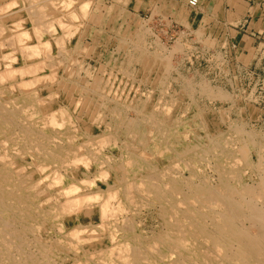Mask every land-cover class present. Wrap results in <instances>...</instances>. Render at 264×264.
Wrapping results in <instances>:
<instances>
[{
    "label": "rangeland",
    "instance_id": "1",
    "mask_svg": "<svg viewBox=\"0 0 264 264\" xmlns=\"http://www.w3.org/2000/svg\"><path fill=\"white\" fill-rule=\"evenodd\" d=\"M2 1H4V2H2ZM8 1L9 2L12 1L14 3V1H16V0H14V1L13 0H0V8H1L0 9V15L2 14V16L0 17V22H1L0 23V29H1V27H2V29H4L6 27L3 30V32L1 29L2 34H0V41H1L0 42V47H1L0 48V50H1L0 51V69H1V71H4L7 67L11 68L12 70H15L16 69L15 67H17V68L19 67L20 70H22V69L24 70L28 66V64L32 67V65L34 66L35 63H36V65H38V63H40L39 64L40 67L43 65V63H45L44 65H46V66L43 65V67H41L43 69H41L39 67L38 70H36L35 74H26V76L24 74V76H22V77H21V72L19 71L20 72V75H19L18 69H17V71L14 72L15 73L14 79L5 78L6 81L3 79L4 81L2 83H0V88L1 87L4 88V86L6 84V86H5L6 89L4 88V91H3V88L0 89V93L2 91V94H0V100H1L0 104H2V103L6 104L7 103V105L10 108L12 105L14 106L15 104L16 105L21 104V107H19L20 105L18 106L20 108V110L18 109V107L16 105L14 107L12 106L13 107L12 109L16 108L22 114L21 118H18L20 120L19 124L18 123L16 125L14 124L11 128V133L12 132L14 133V134L12 133V136H14L13 142L6 139V138L5 139L3 138V140L6 141L5 144L8 143L7 147H9L10 149L7 148L6 151L1 149L0 153H3L2 155H4V153L6 152L5 153V155L7 154L6 156L10 155L8 158L7 157L6 158L8 160H10V158H12L11 159L12 161L11 160L10 161L13 163V165H15L17 163V164H21L22 166H24L23 168L26 167L24 169V171L26 173L30 172V174H32L36 180L37 179L40 180V176L42 178L41 183H38L39 181L37 180V185L39 184L38 187L36 185V187L33 188V186L29 183L20 184V181H19V183H16L18 181H17V179H15L16 178L14 176L15 174L14 175L12 174L14 176V181L16 183L14 185V188H16V191L17 192L22 191L21 188H23V191L25 190L23 193L27 194V196H29V195L31 196L29 201L31 204H33V205H30V209H29L30 212H28L29 214L27 213V216H24L21 214L22 218L14 221V223L11 225V228H14L20 234V236H19L20 242H19V240H17L16 242H13V243L11 242L12 244H15V245L10 244V246H11L10 252L11 253L10 252L9 253L12 255V257L14 259L17 258L16 260H20L22 262H25V264H28V263L29 264H34V263L35 264H66V261L68 259L66 258L67 256H66L65 251L63 250L64 245L68 244V241H66V236H68V234L71 231L79 229L82 226L83 222L78 216H76L75 218L69 219L67 214L62 212L63 209H61L60 204H62L64 202V198L61 195H59V192L61 190L66 189V188L68 189L69 185H70L69 188L71 186H73L74 183L71 184V182L74 181L73 176H76V174L80 172V173H82V175L87 176L88 179L91 178V180L95 181V183L93 184V187H91V189H86L84 191L82 190L81 193H85L88 191L89 192H91V191L97 192V190L99 192L108 191V190L116 191L118 189L117 193H118V196L120 197V200L122 201L121 206H122V208L124 207L123 210L125 209V212L123 211L121 213L122 216L120 214L118 215V221H119L118 227L119 228L117 227V229H119V232H117V236L119 238H117V239H119V241H125L126 240L130 244L135 243L131 240L130 237H128L129 236L127 234L128 231L125 230L126 231V233H125V231H122L120 229V227L122 229H124V226H122V225H126L127 222L130 223V226H134L137 229L136 233L141 234L142 237L144 238V242L140 243V245H138V251L140 253H141V251H143L144 253L143 252L142 253L144 255H146L147 251H146L145 247L149 243V241L152 240L153 238L159 236V235L167 236V238H169V239H171L172 236L174 238L175 237L174 235L176 233L175 230H176L177 224L179 222V225L183 228V230H185L186 235H185V237L184 236L183 237L185 238L184 241L187 242V243L185 242L186 248L182 249L183 254H181V255H184L185 253L188 254L187 251H189V252H191L192 258H194L196 262H200V264H216V263L217 264H222V263L223 264H230V263H232V262H230V263L227 262L228 258L226 256L225 250L222 249L221 247H219L220 250L217 249L215 247L214 242H212L211 240L208 241V239H204V237L201 240H198V238L192 237L191 235L193 233L189 230V227H190V224L193 223L195 220L203 219L202 221H203L204 225L210 231H213L214 228L216 227L215 225L217 224V222L221 221L220 213H224L225 211L228 213H233V212H230V210H232V209L235 210L234 214L236 215L234 217L233 223H236V225L239 229H244V230L248 229L247 231H249L250 233L257 234L259 231V227H261V226H258L259 224L255 220L251 219V216L255 213L256 207L260 208V206H261L260 209H262V207L264 209V198H263L264 197V191H263L264 180H262V179H264V84H260V81H258L257 79L252 81L249 85H247V84L242 85L239 82V80H238L239 75H238L237 71L234 72V70H233L234 67L231 66L232 60H233L234 55H235V52H234L235 49L231 48L230 46L232 45L231 41H233V43H234L235 40H232L231 36L227 39V36H229L228 33L222 34L223 30H219L218 27L216 25H214L213 23L210 25L209 28H201V27L191 28L188 24H186L184 19L174 18V17H166L167 13H164L161 11L158 14H152L151 15L150 13H147L145 15L142 14V15L138 16V12H136L133 8L130 7V4L133 2V0H70L71 4L68 3L69 0H64V1L54 0V2H53V0L52 1L51 0H34V1L33 0H25V3H24V0H17V3L15 2L14 5L11 2L9 3ZM29 1H31L30 4H29ZM42 1H43V3H42ZM55 1H57V2H55ZM66 1H67L68 5L65 4ZM33 2H35L37 4V6H35L36 4ZM37 2H39V4ZM61 2L62 3L64 2L63 6L66 5L68 9L64 8L66 6L61 7L62 6ZM82 3H87L88 9L78 11L79 7L82 6ZM31 4L33 6L30 8ZM43 4L45 5V8H44ZM52 4L55 5V7ZM59 4H61V5H59ZM5 6H7V8ZM8 6H10L9 9H8ZM40 6L42 7L43 12L47 11L44 13L43 16L41 13L42 11L39 13L37 12L38 14L35 15L36 11H39ZM33 7H34V10L36 9V7H38L37 8L38 10L36 9L35 11H32V13L35 12L32 14L31 9L33 10ZM24 8L27 11H25ZM28 8L30 9V11ZM3 9H5V10H3ZM6 9H8V10H6ZM70 9H72V10H70ZM187 9L189 10L190 8H188V6H187ZM49 11H51L53 13H51ZM72 12H73V15L76 14L74 17H72L73 16ZM69 13L71 16L69 15ZM84 13L87 15H84ZM30 14H32V15H30ZM11 15H13V16L10 17ZM27 15H30L31 19H33L32 21L35 20L37 23L35 21L32 22L31 19H29L30 17ZM38 15H40V16H38ZM44 16H45V19H44ZM79 16H80V18H79ZM36 17L37 18L41 17V19L40 18L37 19ZM90 17H92V18H90ZM21 18H23L22 19L23 24H22V22H20V24H18L19 19L21 21ZM54 18H56V19H54ZM1 19H3V20H1ZM71 19H72V22H71ZM17 20H18V23H16ZM39 21L41 22V25L43 24L42 25L43 27L41 25H39L40 24ZM44 21H46V23ZM14 22L16 25L18 24V28H16L15 24H12ZM38 22H39V24H38ZM58 22L61 24H59ZM48 23H52L53 25L49 24V26L51 25V27H54L55 29L49 27L50 29L48 28V30H47L46 28L48 26ZM62 23H63V25H62ZM72 23H74L73 28H70L71 30L67 29L68 27L71 26L70 24H72ZM30 24H32V25H30ZM45 24H47V25L45 26ZM19 25H21L22 27H19ZM36 25L38 26V28L36 27ZM64 25H66L67 27ZM32 26L35 29H33ZM61 26H63L64 28L66 27V28L64 30H62L63 28ZM44 27H46V28H44ZM24 29H25V31H27L26 33H28V34H24L23 36L22 35L20 36L19 33L22 30L24 31ZM32 29L34 31H36L38 29L37 30L38 32L40 29L44 30V31L42 32L40 30L41 31L40 32L41 35H39L40 37L38 36V32L36 31L37 36H38V37H36V33H34V31ZM45 29L47 32L45 31ZM52 30L54 32L51 33ZM55 30H56L57 34L55 33ZM49 31H50V34H48ZM67 31L68 32L72 31V32H70V34L72 36L69 35L67 33ZM220 31H222V32H220ZM218 32H220V33H218ZM17 33L19 34V38L20 37L22 38V40L20 41V44L18 43L19 40L17 38L18 37ZM22 33H25V32H22ZM61 33L63 35L67 34V37H66V35L65 36L61 35ZM11 34H12V36H11ZM15 34H17V35H15ZM25 35L26 36L28 35V36L25 37ZM59 35H61V36L58 37ZM68 35L70 37H68ZM10 36L14 38V42L12 41V38H10ZM15 36H16V40H18V41L15 40ZM4 38H6L8 40L7 42H13L12 43L13 46L10 43V45L12 46L11 47L9 45V43H7ZM38 38H40V39H38ZM60 38H62L63 41ZM10 39H11V41H10ZM46 39L49 41H47L45 44L49 45L50 48H49V46L46 47V45L43 44V41L45 42ZM3 40H5L4 43L2 42ZM54 40H55V42H54ZM56 40L58 41L59 45H61L60 47L58 45L59 49L64 48L65 50L63 49L61 51V49H60L59 53H57L58 52L57 51L58 50V48H57L58 43ZM60 40H61L62 44H64V46H62ZM40 41L42 43H40ZM2 43L4 44V46H2L3 45ZM14 43L16 45H14ZM21 43L23 44L20 47V48H22L21 51H25V49L29 48V47L31 48V53L29 52L30 50L26 49V51L28 50L27 51L28 53L25 52V53H27V56L24 52L22 54L25 56H23L21 54V51H19L20 48H19V50H17L18 47L21 45ZM235 43L237 44V42H235ZM42 44L44 46H41ZM25 45H27V47ZM30 45H32V46H30ZM34 45L37 48V52H39V53L38 54H36L37 52L36 53L33 52V53L36 55H39L41 53L40 56H36L34 54H33L34 57L32 56V50L34 48ZM39 47L40 48L42 47V48L39 49ZM23 48H25V49L23 50ZM43 48L45 49L44 53H43ZM9 50L10 51L13 50V52L11 51L12 53L9 54L10 53ZM41 50H42V52H40ZM236 50H237V56L240 57L239 64H241V62H242V64H244L248 68V69H240V70H242L241 73L248 75L252 70L257 71L258 68H260V66H259L261 64L260 63L261 62L260 57L262 56V52H263L262 47L260 48L257 46L256 49L252 52V54L250 53V51H248L242 55L241 54L242 51L239 49V47L236 48ZM50 51H51V53H50ZM65 51H67V52H65ZM231 51L233 53H231ZM3 53L4 54L7 53L6 54L7 59H10V55H11L12 59L11 60L5 59L6 57L3 55ZM46 53H48V54L50 53L49 58L47 56L48 54L45 55ZM86 53H88V54H86ZM14 54L15 55L17 54V55L15 56ZM29 54H31L30 57H29ZM52 54L54 57L51 56ZM55 54H57V55H55ZM2 55L4 56L3 60L1 59ZM12 55H14V56H12ZM64 55H66L69 58L66 59V57ZM240 55H242V56H240ZM153 57H155V60L157 62L154 60ZM253 57H255V58L252 59ZM42 58H43V60H42ZM45 58H47V59H45ZM53 58H56V59H53ZM128 59H129V62H128ZM38 60L39 61L41 60V62L37 63ZM58 60L60 61L59 64L57 63ZM31 63H33V64L31 65ZM50 63H52V64H50ZM64 63L65 64L67 63V64L65 65ZM152 63H154L155 65ZM20 64L22 65L21 68H20V66H21ZM52 65H53V68H52ZM73 65H75V66H73ZM119 65L121 66V68ZM9 66H11V67H9ZM48 67L51 68V71L48 69ZM150 67H151V69H150ZM13 68H15V69H13ZM235 68H236V66H235ZM2 69H4V70H2ZM110 70H112V71H110ZM148 70L151 73H148L149 72ZM54 71H55V74H53ZM78 71H79V75H77ZM108 71H110V72H108ZM129 72H131V73H129ZM114 73H116V74H114ZM45 74H48L49 77L44 76V78H43L42 76ZM108 74H112V75L109 76ZM124 74H125V76H124ZM33 75L34 76L39 75V79H37L38 77H35V79H34ZM40 75H41V77H40ZM53 75L55 78L54 77L50 78V76H53ZM72 75H73V77H72ZM115 75H116V77H115ZM126 76L129 78H127ZM32 77L35 81L32 80ZM83 77H85V79ZM154 77H155V79H154ZM40 78H42L41 81H40ZM132 78H134V80ZM23 79H25V81H29L28 79H30V81L32 80L35 82V83H32V86L29 85L28 89H27L28 92H31L34 95L36 94L35 96L37 97V100H38L35 103L36 106L33 107V111H31L32 107L27 108V106H25V104L19 100L20 95L22 94L21 93L22 91H21V86H18L17 84H18V82L20 84V81L21 80L23 81ZM50 79H53V80H51V82H49ZM105 79L108 80V83ZM113 79H114V81H113ZM36 80H38V82H36ZM65 80H67V82H69L68 83L69 86H67L68 85V84H66L67 82L64 84ZM74 80H76V81L74 82ZM100 80H102V81H100ZM145 80H147V82ZM11 82L12 83L14 82L13 85H11V86H15V87L9 86V84ZM140 82H142V83H140ZM102 83H103L104 87H103V85H100ZM104 83L107 85H105ZM110 83H112L113 85L112 84L110 85ZM120 83H121V85H120ZM14 84H16V85H14ZM124 84H125V86H124ZM130 84H132V85H130ZM46 85L47 86L50 85L51 87L50 86L47 87ZM58 85H60V86H58ZM98 85L100 86V89H99ZM136 85H137V88H135ZM94 86H95V88H94ZM109 86H110V88H109ZM111 86H113V87H111ZM122 86H124L125 89ZM58 87H59V89H58ZM116 87H118V88H116ZM129 87H131V89H129ZM146 87L148 89H146ZM18 89H20V90H18ZM109 89H111V90H109ZM116 89H117V91H116L117 94L114 93L115 92L114 90H116ZM122 89H123V92H122ZM35 90H37V91H35ZM83 91L84 92L86 91L87 93L86 92L84 93ZM90 91H92V93ZM127 91H128V93H127ZM148 91H152V92L150 93ZM34 92H36V93H34ZM57 92H58V94H57ZM126 93H127L128 97L125 96ZM48 94L49 95L51 94L50 98H49ZM85 94H86V96H85ZM118 94H120V95H118ZM113 95H115V96H113ZM135 95L138 98H136ZM13 96H14V99H13ZM15 96L17 97V99ZM38 96H40L41 99H42V96H45V99L44 98H43L44 100L42 99L44 102ZM97 96H99V98ZM118 96L120 99L118 98ZM8 97H9V99H8ZM100 97H102V98L106 97V100H104V98L102 99ZM109 97H111V98H109ZM134 97H135V99H134ZM212 97H214V98H212ZM95 99H97V100L95 101ZM46 100H47V102H46ZM49 100H51V101H49ZM60 100H62L63 102ZM76 100L78 101V103ZM121 100H122V102H120ZM10 101H13V102L11 103ZM39 101H40V103H39ZM172 101L174 102V104ZM14 102H16V103H14ZM81 102L84 104H82ZM104 102H106V103H104ZM129 102H130V104L133 102L132 105H130ZM37 103H39V104H37ZM144 103L146 104V107H144L145 106ZM41 104L44 106H42ZM166 105H168L169 107H172V106L173 107L168 108V106H167V108H166ZM87 106L89 108H87ZM163 106H164V108H163ZM22 107L23 108L26 107L27 109H25V108L23 109ZM61 107H63V108H61ZM39 109L42 111V114H46L47 116L43 115L44 118H42L41 111ZM166 109H167V111L168 110L169 111L165 112ZM44 110L46 112H49V111L51 112L54 110L52 112L53 114L51 113V115H54L56 117V118L54 117V119L57 122V125L55 124L56 126H53V125L50 126V124H49L50 122L48 121V118L50 120V117L52 118V116L50 115V112L46 113V112H44ZM92 110L94 112H92ZM113 110L115 111L114 113H112ZM65 111H67V112L65 113ZM163 111L165 113L162 114ZM62 112H63V114H62V116H60ZM96 112H97V115H96ZM136 112H137V114H136ZM69 113H70V116H69ZM92 113H93L94 118L92 117ZM118 113H120L119 117H118ZM24 114H26V118L24 117L25 116ZM28 116L31 119L33 117V119L32 120L29 119ZM57 117H58V119H57ZM61 117H62V120H61ZM91 117L93 119H91ZM96 117H97V119H96ZM36 118H40V119L36 121ZM41 119H43V120L40 121ZM122 120H123V122H122ZM167 120H168V122H167ZM59 121L60 122L63 121L61 123V125L63 127L59 124ZM105 121H106V123H105ZM29 122H31L32 127L37 128L38 135H36V137L38 136L37 138L39 140H37V138L34 136H33V138L32 137H25L24 134L21 133V129H19V128H21V125H23V124L27 125V124H29ZM34 122L35 123L38 122L37 124L39 126L37 124H34ZM45 122H47L49 125ZM43 123H44L45 127L42 125ZM40 124H41V126H40ZM66 125H68V127ZM52 126L54 128H51ZM104 126L106 127L107 130L104 129ZM16 128H18V129H16ZM39 128H40V130H39ZM56 128H58L57 131H56ZM69 128H72V129H69ZM15 129L17 131H15ZM54 129H55V131H54ZM85 130H86V132H85ZM131 130H132V132H131ZM146 130H147V132H146ZM63 131L67 135H63L64 134ZM234 131H236V132H234ZM17 132H19V133H17ZM70 132H72V133H70ZM73 132H75V133H73ZM45 133H46V135H45ZM83 133H84V135H83ZM86 133H88V135ZM52 135L54 136L53 138H52ZM69 135L74 136V137L70 138ZM112 135H113V137H115L114 142L112 140V138H113ZM0 136L4 137V134L3 135L1 134ZM48 136H49V138H48ZM60 136H61V138L62 137L63 138L61 139ZM102 136H103V138H102ZM20 137H21V140L19 139ZM229 137L231 139H229ZM22 138H25V140ZM58 138L61 141H59ZM66 138H68V139H66ZM99 138L102 139L103 141L100 140ZM108 138H110V140H112V142L109 141ZM86 139H88V140H86ZM139 139H140V141H139ZM14 140H16V141H14ZM40 140H41V142H40ZM83 140H85V141H83ZM107 140L109 141V143L107 142ZM143 140H144V142H143ZM18 141H19V143H17ZM23 141L25 144L23 143ZM34 141H36L37 143L36 142L34 143ZM55 141L60 142V144H62V146H60V144L58 142H56L59 145L58 146L55 143ZM86 141L88 143H86ZM98 141H100L99 145L97 144V143H99ZM115 141H116V144H114ZM14 142L16 143L17 149L14 148L15 147ZM106 142L108 144L104 145ZM224 143H226V144L224 145ZM19 144H20V146H18ZM245 144H246V146H245L246 149L245 148L243 149L242 147ZM51 145H54V146H51ZM55 145H56V149L62 150V148L64 147L62 151L69 153V157L66 158L67 162L66 161L63 162V161L59 160V157L56 156ZM69 145H70V148H69ZM80 145H82L81 146L82 149L80 148ZM132 145H134V147ZM136 145L138 146L139 150H138ZM12 147H13V150H12ZM24 148H25V150H24ZM27 148H29V150ZM75 148H76V150H75L76 152L74 151ZM164 148L166 150H163ZM241 148L243 149V151L245 153L242 151ZM130 149H131V151H130ZM98 150L100 152H97ZM15 151H17V152H15ZM50 151H53V152H50ZM143 151H145V152L143 153ZM138 152H140V153H138ZM9 153H11V154H9ZM19 153H21L22 156L24 158H27L28 160L23 161L22 160L23 158L19 160L17 158V156L20 155ZM23 153H25V154H23ZM104 153L106 154V156H104L105 155ZM77 155L80 156V158H82V159L80 160L78 158L80 160V161H76V163H78V166L74 167L72 162H75V161H72L73 160L72 158L74 156L77 157ZM185 155H187L189 157H187V156L185 157ZM71 156H73V157H71ZM117 156H119V157H117ZM224 156H226V157H224ZM32 157H34V158H32ZM86 157H89L90 159H88ZM110 157H112V158H110ZM237 157L240 158V161H239V158L235 159ZM234 159H235V161H234ZM14 160H16V161H14ZM54 161L57 163H55ZM81 161H82V164L80 163ZM236 161H237V163H236ZM33 162H34V164H33ZM41 162H43L42 166L45 167V165H46L48 167H45V168L44 167L42 168V166L40 167V165L42 164ZM176 162H177V165H175ZM184 162L187 164V166L185 165ZM188 162H190V163H188ZM219 162H221V163H219ZM231 162L232 163L234 162L235 165L237 164L238 166L237 165L233 166L234 163L232 164ZM45 163H47V164H45ZM50 163H51V165H50ZM192 163H193V165L191 166ZM0 164L2 166H4L2 163H0ZM60 164H62V166ZM99 164H103L104 166L105 165L106 166L104 167L103 165H99ZM1 165H0V168H1ZM35 166L38 167V171L35 170L36 169ZM97 166L102 167L101 169H103V171L106 170V172H108V173H106L105 175H107V174L108 175L105 177L103 175V173H101L102 170L100 169V167H97ZM147 166H149L150 168ZM215 166H217V167H215ZM114 167H116V168H114ZM118 167L120 170L118 169ZM170 167L171 168L173 167V169H171ZM209 167H210V169H209ZM4 168H6V167H4ZM53 168H55V169H53ZM61 168L62 169L65 168L67 171L65 172V169L62 171ZM178 168H180V169H178ZM221 168H223V171ZM6 169L9 170V168H6ZM99 169L101 171H99ZM49 170H50V172H49ZM54 170H55V173H53ZM85 170H88L87 173H85L86 172ZM122 170H124L123 173H122ZM31 171H33V172H31ZM34 171H36V172H34ZM44 171L46 174L44 173ZM92 171H93V173H92ZM98 172L100 174L99 176H98ZM161 173L163 176L161 175ZM48 174H49V176H52V178H50L49 176H47V178H45L46 175H48ZM54 174H56V175H54ZM173 174H174V176H173ZM190 174H192L193 176H191ZM57 175L61 176L60 177L61 180L59 179V177L57 179ZM235 175L237 177H235ZM94 176H96V177H94ZM173 177L175 179H173ZM203 178H206V179H203ZM58 180H59V182H58ZM128 180L129 181L132 180L133 181V182L131 181L132 184ZM231 180H232V182H231ZM139 182H141V184ZM172 182L173 183L178 182L180 185L179 188L178 189L172 188V185H173ZM214 182H215V184H214ZM52 183H54V184H52ZM125 183L131 184V185H129L131 188V190L129 189V191H130L129 194L131 196L129 195L130 197H128V198L126 197V198L127 199L132 198V200H127L125 198V196H127L126 195L127 192L124 190V187L126 186ZM134 183L136 184V186H137V183H139V188L141 187L142 184L143 185L139 190L138 186H137L138 189L135 188L136 186L133 185ZM44 185H46V186L48 185V186L46 187ZM53 185H55V186H53ZM65 185H66V187H65ZM106 185H108V186H106ZM132 185H133V187L135 186L134 187L135 189L132 188ZM29 186L32 187L31 188L32 191L30 189H27ZM96 186H98V187H96ZM24 187H26V189L28 190V193ZM48 187H49V190L47 189ZM106 187L108 188V190ZM215 187H216V189H215ZM19 188H20V190H19ZM43 188H45L46 191ZM62 188H64V189H62ZM97 188H99V189H97ZM170 189H171V191H170ZM43 190L45 191L44 192L45 194L43 193ZM143 190H145L148 193H146ZM35 191L36 192L38 191L37 195L32 194V193H35ZM56 191H58V192H56ZM173 191H174V193H173ZM227 191H229V193H232V195L228 194ZM40 192L43 194H41ZM131 192H132V194H131ZM201 192H202V195H200ZM49 193H51L50 198H49ZM136 193H137V195H136ZM140 193H143V194H140ZM224 193H225V195H222ZM90 194H92V193H90ZM133 194H134V196H133ZM210 194H211V197H210ZM141 195L142 196L146 195V196L142 197ZM259 196L261 198H259ZM212 197H214V198H212ZM135 199H137V200H135ZM188 199L190 202L188 201ZM204 199H206V200H204ZM210 199H212L213 201ZM222 199H224V200H222ZM38 200H40V202L42 201L41 205H40V202H38ZM62 200H63V202H61ZM185 200H186V202H185ZM191 200L192 201L194 200V201L192 202ZM217 200H219V201H217ZM138 201H141V204H139L140 202H138ZM145 201L147 203H145ZM177 201H179L178 204L176 203ZM35 202L36 203L38 202V203L36 204ZM135 202H137V203H135ZM194 202L196 203L195 205H194ZM188 203H191V204H188ZM123 204H124V206H123ZM181 204H184L185 206L181 205ZM37 205L39 206V208ZM127 205H129V206H127ZM176 205H178V206H176ZM32 207L35 209H33ZM198 207H200V208L196 209ZM54 208H56V209L53 210ZM45 209H46V211H45ZM50 209H52V210L49 212ZM164 209H167L166 213H167V211H169L168 212L169 215L166 218L168 219V217L171 216V220H175V221H173L175 223V225L173 227L169 226V224H168L169 222L166 220L165 216L163 215V213L165 212ZM97 210L98 209H96V211ZM236 210H238V211H236ZM173 212H175L176 214ZM2 213H3V215H1ZM56 213H57V215H56ZM170 213H172V214H170ZM0 216H2V218L5 216V213L2 212L1 210H0ZM38 216H40V217L37 219L34 218V217H38ZM123 216L125 218L126 217L127 218L125 219V218H123ZM2 218L0 217V220ZM207 218H209V219H207ZM240 219L242 220V222ZM36 220H38V221H36ZM250 220H253V221H250ZM121 221L122 222L127 221V222L123 224ZM243 222H244V225H242ZM1 224H2V222H0V226H1ZM36 224H39L40 227H38L39 225H36ZM84 224H87V223H84ZM58 225H59V227H57ZM163 225H164V227H163ZM25 227H27V228H25ZM35 227L38 228L39 230L35 229ZM73 228H75V229H73ZM148 229H149V231H148ZM165 229L168 231H166ZM155 231H157V232H155ZM21 235H23V236H21ZM52 236H53V238H52ZM54 237H56V238H54ZM8 238L10 239L11 237L9 236ZM61 238H63L64 240L63 239L61 240ZM59 239H60V242H58ZM107 240H108L107 244H111V240L110 239H107ZM53 241H54V243H53ZM61 241H62V243H61ZM20 243H23V244H20ZM191 244H193V245H191ZM202 244H203V246H202ZM55 245H56V247H55ZM205 245L210 246L208 248L210 250L209 252H208V250L206 251V253L203 252V254H205L206 259L204 257L202 258L197 252V250L199 251V250L204 249V248L206 249ZM51 246H52V248H51ZM200 246H202V248H199ZM0 247H2L1 243H0ZM48 247L50 248L51 252H50ZM60 247L63 249H61ZM197 248H199V249H197ZM214 248H215V250H214ZM171 250L172 249L168 247V249H165L164 251H166V252L168 251L171 253L172 252ZM192 250L195 252H193ZM213 251L216 252V254H217L216 256H215V252H213ZM35 254L38 256L34 257ZM172 254H174L176 256L177 253L172 252ZM59 255H61V258H63V259H61ZM31 257H33L32 259H34V260H32ZM245 257L246 256H239V257L236 256V258L233 259V261H234L233 263L244 264L243 260L245 259ZM23 258H24V260H23ZM209 258H211L210 261H209ZM152 260H153V264H161L160 261H157L155 259H152ZM164 261H166V262L171 261L170 263H173V257H172V259H170V257H167ZM188 264H191V263L189 262ZM251 264H264V256L262 257L261 263L257 259H254V260H252Z\"/></svg>",
    "mask_w": 264,
    "mask_h": 264
},
{
    "label": "bare ground",
    "instance_id": "2",
    "mask_svg": "<svg viewBox=\"0 0 264 264\" xmlns=\"http://www.w3.org/2000/svg\"><path fill=\"white\" fill-rule=\"evenodd\" d=\"M14 1V0H13ZM34 1V0H33ZM52 1V0H51ZM58 1V0H57ZM57 1H55V2H57ZM62 1H64V0H62ZM2 2H4V1H2ZM9 2V1H8ZM13 5H14V3L16 2L17 3V0L16 1H14V3L12 2V1H10ZM9 2V3H10ZM27 2V1H26ZM30 2L31 1H29V4H30ZM47 2V1H46ZM53 2H54V0H53ZM71 1L69 0L68 1V3H70ZM87 2V1H86ZM24 3H25V0H24ZM23 3V4H24ZM33 3H35V2H33ZM38 4H39V2H37ZM42 3H43V1H42ZM51 3V2H50ZM64 3V2H63ZM63 3L61 2V4H62V6L61 7H64V6H66V5H64L63 6ZM4 4V3H3ZM36 4V3H35ZM34 4V5H35ZM61 4H59V5H61ZM65 4H67V1L65 2ZM71 4V3H70ZM81 4V3H80ZM5 5V4H4ZM8 5V4H7ZM17 5V4H16ZM25 5V4H24ZM44 5V4H43ZM48 5V4H47ZM53 5V4H52ZM58 5V6H59ZM68 5V4H67ZM75 5V4H74ZM3 6V5H2ZM33 5L31 4V6H30V8L32 7ZM35 6H37V4L35 5ZM34 6V7H35ZM50 6V5H49ZM54 7H55V5H53ZM57 6V5H56ZM87 6H88V4L87 3H82V8L81 7H79V10L78 11H80V10H86V9H88L87 8ZM6 8H7V6H5ZM9 7L10 6H8V9H9ZM24 7V6H23ZM34 7H33V10L31 9V13H32V11H35L38 7H36V9L34 10ZM76 7V6H75ZM44 8H45V5H44ZM64 8H66V9H68L67 8V6L66 7H64ZM63 8V9H64ZM1 9V8H0ZM8 9H6V10H8ZM25 9V8H24ZM29 9V8H28ZM42 9V7L40 6V9H39V11H36V13L35 12H33V13H35V15H37L39 12H41L42 13V16L44 15V13L45 12H47V11H44L43 12V9ZM60 9V8H59ZM62 9V10H63ZM74 9V8H73ZM3 10H5V9H3ZM38 10V9H37ZM50 10V9H49ZM70 10H72V9H70ZM25 11H27L26 9H25ZM29 11H30V9H29ZM14 12V11H13ZM12 12V13H13ZM17 12V11H16ZM15 12V13H16ZM38 12V13H37ZM49 12H51V11H49ZM58 12V11H57ZM4 13V12H3ZM11 13V14H12ZM32 13V14H33ZM51 13H53V12H51ZM50 13V14H51ZM68 13V12H67ZM66 13V14H67ZM18 14V13H17ZM32 14H30V15H32ZM47 14V13H46ZM65 14V15H66ZM75 14V13H74ZM8 15V14H7ZM15 15V14H14ZM30 15H27V16H29L30 18L29 19H31V16ZM41 15V14H40ZM40 15H38V16H40ZM48 15V14H47ZM46 15V16H47ZM53 15V14H52ZM69 15H70V13H69ZM68 15V16H69ZM72 15H73V12H72ZM76 15V14H75ZM75 15H73L72 17H74ZM84 15H87V14H85L84 13ZM83 15V16H84ZM97 15V14H96ZM2 16V14L0 15V17ZM6 16V15H5ZM13 15H11L10 17H12ZM21 16V15H20ZM34 16V15H33ZM41 16V17H42ZM51 16V15H50ZM71 16V15H70ZM91 16V15H90ZM41 17H38V18H40L41 19ZM59 17V16H58ZM71 17V18H72ZM85 17V16H84ZM83 17V18H84ZM96 17V16H95ZM26 18V17H25ZM24 18V19H25ZM37 18V17H36ZM37 18V19H38ZM61 18V17H60ZM70 18V17H69ZM79 18H80V16H79ZM90 18H92V17H90ZM5 19V18H4ZM10 19V18H9ZM22 19L23 18H21V21H20V19H19V23H18V20H17V22L16 23H18V24H20V22H22ZM36 19V20H37ZM43 19V18H42ZM44 19H45V16H44ZM53 19V18H52ZM54 19H56V18H54ZM89 19V18H88ZM1 20H3V19H1ZM33 19H31V21H32ZM63 20V19H62ZM69 20V19H68ZM74 20V19H73ZM76 20V19H75ZM30 21V22H31ZM35 21V20H34ZM34 21H32V22H34ZM38 21V20H37ZM41 21V20H40ZM39 21V22H40ZM51 21V20H50ZM59 21V20H58ZM15 22L14 23H12V24H15ZM36 22V21H35ZM39 22H38V24H39ZM42 22V21H41ZM41 22H40V24L39 25H41ZM45 23H46V21H44ZM62 22V21H61ZM71 22H72V19H71ZM1 23V22H0ZM37 23V22H36ZM59 23V22H58ZM18 24L16 25V28H18ZM22 24H23V22H22ZM37 24V25H38ZM49 24H52V23H48V26H47V28L46 27H44V28H46L47 30H48V28L49 27H51V25L49 26ZM59 24H61V23H59ZM73 24V25H72ZM72 24H70L71 26L70 27H68L67 29H70V28H73V26H74V23H72ZM9 25V24H8ZM30 25H32V24H30ZM36 25V27L38 28V26ZM43 25V24H42ZM41 25V26H42ZM47 24H45V26H46ZM53 25V24H52ZM57 25V24H56ZM62 25H63V23H62ZM76 25V24H75ZM64 26H66V25H64ZM5 27V26H4ZM19 27H22L21 25H19ZM40 27V26H39ZM43 27V26H42ZM63 29L62 30H64L65 28L63 27V26H61ZM6 28V27H5ZM4 28V29H5ZM32 28H33V26H32ZM51 28H54V27H51ZM1 29H2V27H1ZM1 29H0V34H2V32H3V30L4 29H2V32H1ZM11 29V28H10ZM33 29H35V28H33ZM32 29V30H33ZM46 29H45V31H46ZM50 29V28H49ZM55 29V28H54ZM61 29V28H60ZM38 30V29H37ZM36 30V31H37ZM41 30V29H40ZM39 30V32H38V36L39 35H41L40 34V32L42 31H44V30H41L40 31ZM61 30V31H62ZM71 30V29H70ZM12 31V30H11ZM10 31V32H11ZM14 31V30H13ZM34 31V30H33ZM36 31H34V33H36ZM20 32V31H19ZM18 32V33H19ZM22 32H25V33H22ZM27 31H25V29H24V31L22 30L19 34H20V36L22 35H24V34H28V33H26ZM32 32V31H31ZM47 32V31H46ZM52 32H54L53 30L51 31V33ZM70 32H72V31H67V33L69 34V35H71L70 34ZM14 33V32H13ZM17 33V34H18ZM22 33V34H21ZM55 33H56V30H55ZM17 34H15V35H17ZM19 34H18V40H16V36H15V40L16 41H18V43L20 44V41L22 40V38L20 37L19 38ZM48 34H50V31L48 32ZM57 34V33H56ZM65 34V33H64ZM14 35V34H13ZM35 35V34H34ZM61 35H63L62 33H61ZM61 35H59L58 37H60ZM66 35V37H67V34H65ZM65 35H63V36H65ZM68 35V37H70ZM11 36H12V34H11ZM10 36V38H12V41L14 42V38L13 37H11ZM28 36V35H27ZM26 35H25V37H27ZM37 36V33H36V37H38ZM51 36V35H50ZM62 36V37H63ZM72 36V35H71ZM40 37V36H39ZM57 37V38H58ZM5 40H6V42L8 41L6 38H4ZM25 39V38H24ZM23 39V40H24ZM37 39V38H36ZM38 39H40V38H38ZM53 39V38H52ZM62 41H63V39L62 38H60ZM65 39V38H64ZM5 40H3L2 42L4 43V41ZM61 40H60V42H61ZM10 41H11V39H10ZM28 41V40H27ZM47 41H49V40H47L46 39V41L44 42L43 41V44L44 45H46L45 43L47 42ZM57 41V40H56ZM65 41V40H64ZM70 41V40H69ZM1 42V41H0ZM5 42V43H6ZM13 42H7V43H9V45H10V43H11V45H12V43ZM23 42V41H22ZM37 42V41H36ZM54 42H55V40H54ZM260 42V41H259ZM2 43V44H3ZM16 43V42H15ZM14 43V45H16ZM40 43H42L41 41H40ZM49 43V42H48ZM57 43H58V41H57ZM56 43V44H57ZM64 43V42H63ZM128 43V42H127ZM1 44V45H2ZM26 44V43H25ZM41 45V46H44V45ZM50 44V43H49ZM54 44V43H53ZM61 44H62V42H61ZM263 44V43H262ZM8 45V44H7ZM10 45V46H11ZM23 44L21 43V45L18 47V49L17 50H19V48L22 46ZM33 45V44H32ZM32 45H30V46H32ZM40 45V44H39ZM58 45H59V43L57 44V48H58V52L57 53H59V50L61 49H59V47L61 46V45H59V47H58ZM2 46H4V44L2 45ZM13 46V45H12ZM11 46V47H12ZM26 47H27V45H25ZM49 45H46V47H48ZM54 46V45H53ZM62 46H64V44H62ZM89 46V45H88ZM29 47V46H28ZM45 47V48H46ZM70 47V46H69ZM125 47V46H124ZM1 48V47H0ZM7 48V47H6ZM15 48V47H14ZM30 48V47H29ZM29 48H26V49H28V50H30L29 52L31 53V48L29 49ZM35 48V49H34ZM34 48H33V50H32V56H33V54L34 53H36L37 52V48L35 47V45H34ZM42 48V47H41ZM40 47H39V49H41ZM49 48H50V46H49ZM25 48H23V50H24ZM26 49H25V51H21L22 50V48H20V50L19 51H21V54L24 52H27L26 51ZM64 48H62L61 49V51L63 50ZM141 49V48H140ZM44 48H43V53H44ZM65 50V49H64ZM69 50V49H68ZM1 51V50H0ZM12 52H13V50H11ZM10 50H9V54H11L12 52H11ZM74 51V50H73ZM15 52V51H14ZM34 52V53H33ZM40 52H42V50L40 51ZM48 52V51H47ZM65 52H67V51H65ZM71 52V51H70ZM2 53V52H1ZM8 53V52H7ZM7 53H3V55L6 57L7 55ZM28 53V52H27ZM27 53H25L26 54V56H27ZM39 52H37L36 54H38ZM50 53H51V51H50ZM49 53V54H50ZM158 53V52H157ZM8 54V55H9ZM36 54H34V55H36ZM41 54V53H40ZM40 54L39 55H36V56H40ZM48 53H46L45 55H47ZM49 54L47 55L48 56V58H49ZM67 54V53H66ZM69 54V53H68ZM86 54H88V53H86ZM2 55V60H3V58H4V56ZM15 55V54H14ZM14 55H12V56H14ZM17 55V54H16ZM15 55V56H16ZM23 55V54H22ZM55 55H57V54H55ZM59 55V54H58ZM70 55V54H69ZM78 55V54H77ZM140 55V54H139ZM148 55V54H147ZM23 56H25V55H23ZM31 56V54H29V57ZM35 56V57H36ZM52 57H54L53 56V54L51 55ZM65 57H66V59L67 58H69V57H67L66 55H64ZM85 56V55H84ZM151 56V55H150ZM34 57V56H33ZM58 57V56H57ZM62 57V56H61ZM75 57V56H74ZM139 57V56H138ZM137 57V58H138ZM144 57V56H143ZM24 58V57H23ZM111 58V57H110ZM146 58V57H145ZM154 58V60H155V57H153ZM5 59H7V57L5 58ZM12 59V57H11V55H10V59H7V60H11ZM45 59H47V58H45ZM53 59H56V58H53ZM60 59V58H59ZM73 59V58H72ZM71 59V60H72ZM79 59V58H78ZM119 59V58H118ZM132 59V58H131ZM158 59V58H157ZM31 60V59H30ZM42 60H43V58H42ZM62 60V59H61ZM127 60V59H126ZM140 60V59H139ZM149 60V59H148ZM159 60V59H158ZM17 61V60H16ZM24 61V60H23ZM59 61V60H58ZM57 61V63L59 64L60 63V61L58 62ZM68 61V60H67ZM101 61V60H100ZM125 61V60H124ZM137 61V60H136ZM156 61V60H155ZM166 61V60H165ZM10 62V61H9ZM8 62V63H9ZM38 62H41V60L39 61H37V63ZM55 62V61H54ZM110 62V61H109ZM115 62V61H114ZM128 62H129V59H128ZM139 62V61H138ZM157 62V61H156ZM4 63V62H3ZM7 63V64H8ZM35 63V62H34ZM43 63V62H42ZM68 63V62H67ZM66 63V64H67ZM108 63V62H107ZM24 64V63H23ZM26 64V63H25ZM33 63H31V65H32ZM39 64L40 63H38V65H36V63H35V65L33 66L32 65V67L28 64V68L25 70H20L19 69V67L17 68V67H15V68H13V69H15V70H12L11 68H8L7 66V68L4 70V69H2V70H4V71H1V69H0V71L2 72H0V83H2L4 80H5V78H12V79H14L15 78V71H17V69H18V73H19V75H20V72H21V77L22 76H24V74H25V76H26V74H35V72H36V70H38V68L40 67L39 66ZM45 63H43V65H44ZM48 64V63H47ZM50 64H52V63H50ZM65 64V63H64ZM65 64V65H66ZM90 64V63H89ZM152 64H154V63H152ZM170 64V63H169ZM10 65V64H9ZM21 65V64H20ZM27 65V64H26ZM42 65V64H41ZM43 65L41 66V67H43ZM70 65V64H69ZM76 65V64H75ZM75 65H73V66H75ZM78 65V64H77ZM124 65V64H123ZM155 65V64H154ZM160 65V64H159ZM2 66V65H1ZM30 66V67H29ZM44 66H46V65H44ZM48 66V65H47ZM81 66V65H80ZM95 66V65H94ZM106 66V65H105ZM120 66V65H119ZM146 66V65H145ZM158 66V65H157ZM5 67V66H4ZM9 67H11V66H9ZM22 67V65L20 66V68ZM40 67V68H41ZM51 67V66H50ZM50 67H48V69L51 71V68ZM57 67V66H56ZM61 67V66H60ZM79 67V66H78ZM90 67V66H89ZM109 67V66H108ZM52 68H53V65H52ZM65 68V67H64ZM80 68V67H79ZM78 68V69H79ZM120 68H121V66H120ZM134 68V67H133ZM154 68V67H153ZM171 68V67H170ZM41 69H43V68H41ZM40 69V70H41ZM57 69V68H56ZM85 69V68H84ZM118 69V68H117ZM125 69V68H124ZM150 69H151V67H150ZM149 69V70H150ZM75 70V69H74ZM108 70V69H107ZM120 70V69H119ZM118 70V71H119ZM126 70V69H125ZM148 70V71H149ZM20 71V72H19ZM63 71V70H62ZM86 71V70H85ZM110 71H112V70H110ZM110 71H108V72H110ZM117 71V70H116ZM153 71V70H152ZM70 72V71H69ZM120 72V71H119ZM134 72V71H133ZM75 73V72H74ZM99 73V72H98ZM112 73V72H111ZM129 73H131V72H129ZM148 73H151L150 71L148 72ZM53 74H55V71H54V73ZM114 74H116V73H114ZM133 74V73H132ZM51 75V74H50ZM71 75V74H70ZM77 75H79V71H78V73H77ZM109 76H111L112 74H108ZM123 75V74H122ZM138 75V74H137ZM167 75V74H166ZM34 76V75H33ZM44 76L46 77V76H48V74H45V75H43L42 77L44 78ZM124 76H125V74H124ZM150 76V75H149ZM35 77H38L37 79H39V75H35L34 76V79H35ZM40 77H41V75H40ZM49 77V76H48ZM53 78L54 77V75L53 76H50V78ZM64 77V76H63ZM66 77V76H65ZM72 77H73V75H72ZM108 77V76H107ZM115 77H116V75H115ZM127 77V76H126ZM27 78V77H26ZM55 78V77H54ZM69 78V77H68ZM84 79H85V77H83ZM103 78V77H102ZM109 78V77H108ZM107 78V79H108ZM127 78H129V77H127ZM4 79V80H3ZM33 79V77H32V80H34ZM41 79L42 78H40V81H41ZM121 79V78H120ZM133 80H134V78H132ZM131 79V80H132ZM136 79V78H135ZM154 79H155V77H154ZM186 79V78H185ZM29 81H25V79H23V81L21 82L20 81V84H19V82H18V86H21V95H20V98H19V100L21 101V102H23L24 104H25V106H27V108L28 107H32V110L31 111H33V107L34 106H36L35 105V103H36V101H38L37 100V97L34 95V94H32L31 92H28L27 91V89H28V86L30 85V86H32V83H35L34 81H30V79H28ZM44 80V79H43ZM46 80V79H45ZM51 80H53V79H50V81L49 82H51ZM80 80V79H79ZM83 80V79H82ZM106 80V79H105ZM126 80V79H125ZM6 81V80H5ZM76 80H74V82H75ZM100 81H102V80H100ZM107 81V83H108V80H106ZM113 81H114V79H113ZM112 81V82H113ZM121 81V80H120ZM119 81V82H120ZM124 81V80H123ZM136 81V80H135ZM139 81V80H138ZM146 82H147V80H145ZM151 81V80H150ZM178 81V80H177ZM36 82H38V80H36ZM58 82V81H57ZM64 82V81H63ZM67 82V80H65V82H64V84ZM79 82V81H78ZM91 82V81H90ZM128 82V81H127ZM152 82V81H151ZM154 82V81H153ZM14 83V82H13ZM13 83L11 82L10 84H9V86L10 87H15V86H11V85H13ZM16 83V82H15ZM53 83V82H52ZM69 82H67L66 84H68ZM89 83V82H88ZM87 83V84H88ZM116 83V82H115ZM125 83V82H124ZM132 83V82H131ZM139 83V82H138ZM140 83H142V82H140ZM62 84V83H61ZM77 84V83H76ZM83 84V83H82ZM105 84V83H104ZM112 83H110V85H111ZM188 84V83H187ZM202 84V83H201ZM14 85H16V84H14ZM40 85V84H39ZM51 85V84H50ZM49 85V86H50ZM100 85H103V83L102 84H100ZM105 85H107V84H105ZM113 85V84H112ZM120 85H121V83H120ZM119 85V86H120ZM130 85H132V84H130ZM129 85V86H130ZM139 85V84H138ZM150 85V84H149ZM169 85V84H168ZM167 85V86H168ZM171 85V84H170ZM5 86H6V84H5ZM5 86H4V88H5ZM8 86V85H7ZM17 86V87H18ZM45 86V85H44ZM47 86V85H46ZM49 86H47V87H49ZM52 86V85H51ZM50 86V87H51ZM58 86H60V85H58ZM67 86H69V84L67 85ZM66 86V87H67ZM75 86V85H74ZM118 86V85H117ZM124 86H125V84H124ZM124 86H122V87H124ZM203 86V85H202ZM39 87V86H38ZM65 87V88H66ZM98 87H99V89H100V86L98 85ZM97 87V88H98ZM103 87H104V85H103ZM102 87V88H103ZM111 87H113V86H111ZM132 87V86H131ZM131 87H129V89H131ZM1 88H3V87H1ZM0 88V89H1ZM4 88H3V91H4ZM20 88V87H19ZM53 88V87H52ZM64 88V89H65ZM89 88V87H88ZM94 88H95V86H94ZM96 88V89H97ZM109 88H110V86H109ZM116 88H118V87H116ZM135 88H137V85H136V87ZM202 88V87H201ZM6 89V88H5ZM9 89V88H8ZM35 89V88H34ZM58 89H59V87H58ZM69 89V88H68ZM75 89V88H74ZM82 89V88H81ZM105 89V88H104ZM103 89V90H104ZM108 89V88H107ZM124 89H125V87H124ZM146 89H148L147 87H146ZM165 89V88H164ZM18 90H20V89H18ZM53 90V89H52ZM89 90V89H88ZM92 90V89H91ZM102 90V91H103ZM109 90H111V89H109ZM135 90V89H134ZM139 90V89H138ZM11 91V90H10ZM35 91H37V90H35ZM63 91V90H62ZM107 91V90H106ZM113 91V90H112ZM111 91V92H112ZM115 91V92H114ZM113 92L114 93H116L117 94V89L116 90H114ZM126 91V90H125ZM129 91V90H128ZM128 91H127V93H128ZM166 91V90H165ZM33 92V91H32ZM55 92V91H54ZM67 92V91H66ZM70 92V91H69ZM84 92V91H83ZM86 92V91H85ZM84 92V93H85ZM91 93H92V91H90ZM121 92V91H120ZM122 92H123V89H122ZM121 92V93H122ZM148 92H152V91H148ZM192 92V91H191ZM5 93V92H4ZM34 93H36V92H34ZM52 93V92H51ZM78 93V92H77ZM87 93V92H86ZM95 93V92H94ZM107 93V92H106ZM120 93V94H121ZM127 93H126V95L125 96H127ZM146 93V92H145ZM169 93V92H168ZM0 94H2V91H1V93ZM56 94V93H55ZM57 94H58V92H57ZM105 94V93H104ZM120 94H118V95H120ZM133 94V93H132ZM138 94V93H137ZM148 94V93H147ZM191 94V93H190ZM6 95V94H5ZM49 95V94H48ZM51 95V94H50ZM50 95H49V98H50ZM97 95V94H96ZM110 95V94H109ZM108 95V96H109ZM123 95V94H122ZM152 95V94H151ZM223 95V94H222ZM11 96V95H10ZM17 96V95H16ZM15 96V97H16ZM57 96V95H56ZM73 96V95H72ZM76 96V95H75ZM80 96V95H79ZM85 96H86V94H85ZM102 96V95H101ZM113 96H115V95H113ZM124 96V97H125ZM136 96V95H135ZM150 96V95H149ZM40 99H41V97L40 96H38ZM48 97V96H47ZM74 97V96H73ZM78 97V96H77ZM81 97V96H80ZM83 97V96H82ZM98 98H99V96H97ZM128 97V96H127ZM133 97V96H132ZM131 97V98H132ZM151 97V96H150ZM45 99V96H42V99ZM53 98V97H52ZM70 98V97H69ZM100 98H102V97H100ZM104 98V100H106V97H103ZM102 98V99H103ZM109 98H111V97H109ZM118 98H119V96H118ZM136 98H138L137 96H136ZM148 98V97H147ZM154 98V97H153ZM161 98V97H160ZM212 98H214V97H212ZM8 99H9V97H8ZM7 99V100H8ZM13 99H14V96H13ZM16 99H17V97H16ZM41 99V100H42ZM43 99V100H44ZM63 99V98H62ZM84 99V98H83ZM114 99V98H113ZM120 99V98H119ZM134 99H135V97H134ZM6 100V101H7ZM42 100V101H43ZM70 100V99H69ZM91 100V99H90ZM97 99H95V101H96ZM100 100V99H99ZM132 100V99H131ZM166 100V99H165ZM183 100V99H182ZM1 101V100H0ZM9 101V100H8ZM7 101V102H8ZM14 101V100H13ZM13 101H10L11 103L13 102ZM49 101H51V100H49ZM48 101V102H49ZM53 101V100H52ZM60 101H62V100H60ZM77 101V100H76ZM80 101V100H79ZM102 101V100H101ZM100 101V102H101ZM110 101V100H109ZM124 101V100H123ZM4 102V101H3ZM44 102V101H43ZM46 102H47V100H46ZM63 102V101H62ZM86 102V101H85ZM99 102V103H100ZM108 102V101H107ZM120 102H122V100L120 101ZM173 102V101H172ZM171 102V103H172ZM14 103H16V102H14ZM13 103V104H14ZM39 103H40V101H39ZM39 103H37V104H39ZM72 103V102H71ZM77 103H78V101H77ZM76 103V104H77ZM80 103V102H79ZM82 103V102H81ZM98 103V102H97ZM104 103H106V102H104ZM133 103V102H132ZM132 103L130 104V102H129V104L130 105H132ZM82 104H84V103H82ZM94 104V103H93ZM116 104V103H115ZM173 104H174V102H173ZM16 105V104H15ZM14 105V106H15ZM20 105V106H19ZM19 105H16L17 107L19 106V107H21V104H19ZM23 105V104H22ZM42 105V104H41ZM60 105V104H59ZM100 105V104H99ZM144 107H146V104L144 103ZM13 106V105H12ZM11 106V108L7 105V103L6 104H0V135L2 134H4V137H2V136H0L1 138H0V150L2 149V150H4V151H6L7 150V148H9V147H7V145H8V143L7 144H5V140H3V138L5 139H8V140H10V141H12L13 142V139H14V136H12V133H11V128H12V126L15 124H19V122H20V120L18 119V118H21V116H22V114H21V112L19 111L20 110V108L18 107V109H16V108H14V109H12L13 107ZM42 106H44V105H42ZM167 106L168 105H166V108H167ZM60 107V106H59ZM72 107V106H71ZM81 107V106H80ZM105 107V106H104ZM155 107V106H154ZM173 107V106H172ZM172 107H169L168 106V108H172ZM23 108V107H22ZM21 108V109H22ZM25 109H27L26 107H24ZM23 108V109H24ZM40 108V107H39ZM47 108V107H46ZM61 108H63V107H61ZM87 108H89L88 106H87ZM86 108V109H87ZM112 108V107H111ZM163 108H164V106H163ZM41 109V108H40ZM39 109V110H40ZM76 109V108H75ZM85 109V110H86ZM113 109V108H112ZM158 109V108H157ZM35 110V109H34ZM47 110V109H46ZM94 110V109H93ZM92 110V112H94ZM107 110V109H106ZM22 111V110H21ZM25 111V110H24ZM30 111V112H31ZM41 111V110H40ZM54 111V110H53ZM53 111H49L50 112V115H51V113L53 112ZM108 111V110H107ZM167 111V109L165 110V112ZM169 111V110H168ZM167 111V112H168ZM26 112V111H25ZM44 112H46L45 110H44ZM49 112H46V113H49ZM67 111H65V113H66ZM78 112V111H77ZM98 112V111H97ZM97 112H96V115H97ZM115 111L113 110V112L112 113H114ZM164 111L162 112V114L163 113H165ZM39 113V112H38ZM37 113V114H38ZM85 113V112H84ZM111 113V112H110ZM27 114V113H26ZM26 114H24L23 116L26 118ZM30 114V113H29ZM36 114V113H35ZM53 114V113H52ZM62 114H63V112L61 113V115L60 116H62ZM100 114V113H99ZM104 114V113H103ZM119 114L120 113H118V117H119ZM136 114H137V112H136ZM31 115V114H30ZM34 115V114H33ZM41 115H42V118H44L43 117V115H46V114H42V111H41ZM67 115V114H66ZM141 115V114H140ZM193 115V114H192ZM32 116V115H31ZM47 116V115H46ZM52 116V118L50 117V120H49V118H48V121L50 122L49 124H50V126L51 125H53V126H56L57 125V122H56V120L54 119V115H51ZM69 116H70V113H69ZM99 116V115H98ZM109 116V115H108ZM23 117V118H24ZM68 117V116H67ZM66 117V118H67ZM92 117L94 118V116H93V113H92ZM91 117V119H93ZM115 117V116H114ZM143 117V116H142ZM168 117V116H167ZM166 117V118H167ZM170 117V116H169ZM28 118H29V116H28ZM47 118V117H46ZM56 118V117H55ZM77 118V117H76ZM86 118V117H85ZM100 118V117H99ZM173 118V117H172ZM29 119H31V118H29ZM32 119H33V117H32ZM31 119V120H32ZM40 118H36V121L37 120H39ZM57 119H58V117H57ZM78 119V118H77ZM96 119H97V117H96ZM209 119V118H208ZM43 119H41L40 121H42ZM45 120V119H44ZM61 120H62V117H61ZM65 120V119H64ZM73 120V119H72ZM103 120V119H102ZM101 120V121H102ZM105 120V119H104ZM156 120V119H155ZM23 121V120H22ZM27 121V120H26ZM39 121V122H40ZM94 121V120H93ZM147 121V120H146ZM28 122V121H27ZM56 122V123H55ZM63 122V121H62ZM62 122H60L59 121V124L61 125V123ZM69 122V121H68ZM83 122V121H82ZM90 122V121H89ZM103 122V121H102ZM122 122H123V120H122ZM130 122V121H129ZM155 122V121H154ZM167 122H168V120H167ZM24 123V122H23ZM38 123V122H37ZM37 123H35L34 122V124H37ZM45 123H47V122H45ZM65 123V122H64ZM78 123V122H77ZM105 123H106V121H105ZM156 123V122H155ZM207 123V122H206ZM48 124V123H47ZM48 124V125H49ZM56 124V125H55ZM72 124V123H71ZM74 124V123H73ZM84 124V123H83ZM120 124V123H119ZM146 124V123H145ZM183 124V123H182ZM38 125V124H37ZM44 127H45V125H44V123L42 124ZM65 125V124H64ZM107 125V124H106ZM147 125V124H146ZM152 125V124H151ZM150 125V126H151ZM178 125V124H177ZM11 126V127H10ZM34 126V125H33ZM39 126V125H38ZM40 126H41V124H40ZM51 127V128H54V127ZM62 126V125H61ZM67 127H68V125H66ZM74 126V125H73ZM109 126V125H108ZM179 126V125H178ZM19 127V126H18ZM63 127V126H62ZM149 127V126H148ZM42 128V127H41ZM49 128V127H48ZM76 128V127H75ZM133 128V127H132ZM203 128V127H202ZM219 128V127H218ZM241 128V127H240ZM239 128V129H240ZM14 129V128H13ZM16 129H18V128H16ZM15 129V131H17ZM19 129H21V133L22 134H24V136L25 137H32L33 138V136L34 137H36V135H38V130H37V128H35V127H32V125H31V122H29V124H23V125H21V128H19ZM69 129H72V128H69ZM104 129H106V127L104 126ZM39 130H40V128H39ZM58 130V128H56V131ZM74 130V129H73ZM72 130V131H73ZM107 130V129H106ZM157 130V129H156ZM42 131V130H41ZM53 131V130H52ZM54 131H55V129H54ZM69 131V130H68ZM219 131V130H218ZM43 132V131H42ZM47 132V131H46ZM79 132V131H78ZM85 132H86V130H85ZM88 132V131H87ZM131 132H132V130H131ZM146 132H147V130H146ZM150 132V131H149ZM232 132V131H231ZM234 132H236V131H234ZM17 133H19V132H17ZM16 133V134H17ZM62 133V132H61ZM63 133H64V131H63ZM70 133H72V132H70ZM73 133H75V132H73ZM14 134V133H13ZM51 134V133H50ZM60 134V133H59ZM69 134V133H68ZM87 135H88V133H86ZM85 134V135H86ZM90 134V133H89ZM249 134V133H248ZM21 135V134H20ZM45 135H46V133H45ZM58 135V134H57ZM63 135H67V134H63ZM71 135V134H70ZM69 135V136H70ZM73 135V134H72ZM75 135V134H74ZM83 135H84V133H83ZM104 135V134H103ZM132 135V134H131ZM148 135V134H147ZM146 135V136H147ZM227 135V134H226ZM18 136V135H17ZM50 136V135H49ZM49 136H48V138H49ZM77 136V135H76ZM127 136V135H126ZM208 136V135H207ZM232 136V135H231ZM22 137V136H21ZM21 137L19 138L20 140H21ZM38 137V136H37ZM36 137V138H37ZM54 136L52 135V138H53ZM72 137H74V136H70V138H72ZM100 137V136H99ZM112 137H113V135H112ZM187 137V136H186ZM185 137V138H186ZM223 137V136H222ZM228 137V136H227ZM44 138V137H43ZM47 138V137H46ZM45 138V139H46ZM51 138V137H50ZM56 138V137H55ZM54 138V139H55ZM60 138H61V136H60ZM63 138V137H62ZM61 138V139H62ZM101 138V137H100ZM99 138V139H100ZM102 138H103V136H102ZM132 138V137H131ZM17 139V138H16ZM22 139H24L25 140V138H22ZM35 139V138H34ZM57 139V138H56ZM66 139H68V138H66ZM95 139V138H94ZM97 139V138H96ZM109 139V141H111L112 142V140H113V142H114V140H115V137H113L112 138V140H110V138H108ZM121 139V138H120ZM151 139V138H150ZM210 139V138H209ZM218 139V138H217ZM226 139V138H225ZM224 139V140H225ZM229 139H231L230 137H229ZM249 139V138H248ZM37 140H39L38 138H37ZM42 140V139H41ZM41 140H40V142H41ZM51 140V139H50ZM58 140H59V138H58ZM65 140V139H64ZM86 140H88V139H86ZM100 140H102V139H100ZM189 140V139H188ZM253 140V139H252ZM14 141H16V140H14ZM30 141V140H29ZM59 141H61V140H59ZM69 141V140H68ZM83 141H85V140H83ZM97 141V140H96ZM103 141V140H102ZM109 141L107 140V142L109 143ZM139 141H140V139H139ZM138 141V142H139ZM22 142V141H21ZM32 142V141H31ZM36 141H34V143H35ZM43 142V141H42ZM50 142V141H49ZM56 142H58V141H55V143ZM99 143H97L98 145L100 144V141H98ZM105 143L104 145H107L108 143ZM143 142H144V140H143ZM254 142V141H253ZM17 143H19V141L17 142ZM23 143H24V141H23ZM27 143V142H26ZM30 143V142H29ZM37 143V142H36ZM44 143V142H43ZM46 143V142H45ZM54 143V142H53ZM59 144H60V142H58ZM77 143V142H76ZM86 143H88L87 141H86ZM125 143V142H124ZM195 143V142H194ZM10 144V143H9ZM21 144V143H20ZM20 144L18 145V146H20ZM25 144V143H24ZM23 144V145H24ZM57 144V143H56ZM84 144V143H83ZM91 144V143H90ZM95 144V143H94ZM114 144H116V141H115V143ZM126 144V143H125ZM132 144V143H131ZM146 144V143H145ZM206 144V143H205ZM226 143H224V145H225ZM244 144V143H243ZM29 145V144H28ZM33 145V144H32ZM41 145V144H40ZM45 145V144H44ZM58 145V144H57ZM67 145V144H66ZM65 145V146H66ZM78 145V144H77ZM93 145V144H92ZM127 145V144H126ZM171 145V144H170ZM248 145V144H247ZM14 148H16V143L14 142ZM22 146V145H21ZM48 146V145H47ZM51 146H54V145H51ZM59 146V145H58ZM60 146H62V144H60ZM64 146V145H63ZM74 146V145H73ZM72 146V147H73ZM82 145H80V148L82 149V147H81ZM102 146V145H101ZM100 146V147H101ZM133 147H134V145H132ZM137 146V145H136ZM194 146V145H193ZM227 146V145H226ZM243 146V145H242ZM245 146H246V144L242 147L243 149L245 148ZM254 146V145H253ZM85 147V146H84ZM99 147V146H98ZM166 147V146H165ZM202 147V146H201ZM212 147V146H211ZM30 148V147H29ZM29 148H27L28 150H29ZM35 148V147H34ZM37 148V147H36ZM61 148V147H60ZM64 148V147H63ZM63 148H62V150H63ZM69 148H70V145H69ZM74 148V147H73ZM78 148V147H77ZM132 148V147H131ZM137 148H138V146H137ZM194 148V147H193ZM215 148V147H214ZM241 148V149H242ZM10 149V148H9ZM17 149V148H16ZM26 149V150H27ZM46 149V148H45ZM50 149V148H49ZM55 149H56V145H55ZM72 149V148H71ZM99 149V148H98ZM103 149V148H102ZM122 149V148H121ZM141 149V148H140ZM147 149V148H146ZM159 149V148H158ZM243 149H242V151H243ZM246 149V148H245ZM12 150H13V147H12ZM24 150H25V148H24ZM62 150H58V149H56L55 151V153H56V156H58L59 157V160H61V161H66L67 162V160H66V158H68L69 157V153L68 152H65V151H62ZM76 150V148L74 149V151ZM138 150H139V148H138ZM144 150V149H143ZM163 150H166L165 148L163 149ZM162 150V151H163ZM180 150V149H179ZM31 151V150H30ZM35 151V150H34ZM44 151V150H43ZM67 151V150H66ZM82 151V150H81ZM88 151V150H87ZM130 151H131V149H130ZM148 151V150H147ZM9 152V151H8ZM11 152V151H10ZM15 152H17V151H15ZM48 152V151H47ZM50 152H53V151H50ZM76 152V151H75ZM74 152V153H75ZM97 152H100L99 150L97 151ZM105 152V151H104ZM142 152V151H141ZM145 151H143V153H144ZM149 152V151H148ZM159 152V151H158ZM200 152V151H199ZM244 152V151H243ZM248 152V151H247ZM246 152V153H247ZM6 153V152H5ZM5 153H4V155H2L3 153H0V163H2L4 166H2L1 164V168H0V210L2 211V212H4L5 213V216L2 218V216H0L2 219V221L0 220V222H2V224H1V228H0V243H1V246L2 247H0L1 249H0V264H25V262H22V261H20V260H16L17 258H13L12 257V255L10 254L11 252H10V244H12L13 242H16L17 240H19L20 239V234L14 229V228H11V225L14 223V221H16V220H19V219H21L22 218V215H24V216H27V213L28 212H30L29 211V209H30V205H33V204H31L30 203V195L29 196H27V194H24L23 192L25 191H23V188H21V190L22 191H19V192H17L16 191V188H14V185L16 184V183H19V181H20V184H27V183H29V184H31L32 186H33V188H35L36 187V185H37V180L39 181L38 183H41L42 181H41V176H40V180L39 179H35V177L32 175V174H30V172H28V173H26L25 171H24V169L26 168H23L24 166H22L21 164H15V165H13V163L11 162L12 160V158H10V160H8L7 158L10 156V155H8V156H6L5 155ZM22 153V152H21ZM21 153H19L20 155H18L17 156V158L20 160V159H22L23 161L25 160V161H27L28 159L27 158H24L23 156H22V154ZM32 153V152H31ZM54 153V154H55ZM71 153V152H70ZM73 153V152H72ZM114 153V152H113ZM132 153V152H131ZM138 153H140V152H138ZM245 153V152H244ZM9 154H11V153H9ZM23 154H25V153H23ZM49 154V153H48ZM84 154V153H83ZM105 154V153H104ZM147 154V153H146ZM13 155V154H12ZM11 155V156H12ZM27 155V154H26ZM99 155V154H98ZM247 155V154H246ZM34 156V155H33ZM44 156V155H43ZM84 156V155H83ZM104 156H106V154L104 155ZM120 156V155H119ZM119 156H117V157H119ZM145 156V155H144ZM143 156V157H144ZM150 156V155H149ZM187 155H185V157H186ZM7 157V158H6ZM13 157V156H12ZM71 157H73V156H71ZM109 157V156H108ZM174 157V156H173ZM184 157V156H183ZM187 157H189V156H187ZM224 157H226V156H224ZM31 158V157H30ZM32 158H34V157H32ZM47 158V157H46ZM81 160L82 158H80V156H78L77 155V157L76 156H74L72 159V161H75V162H72L73 163V165H74V167H76V166H78V163H76V161H80L79 159ZM86 158H88V159H90L89 157H86ZM110 158H112V157H110ZM145 158V157H144ZM147 158V157H146ZM239 157H237V158H235V159H238ZM70 159V158H69ZM106 159V158H105ZM109 159V158H108ZM189 159V158H188ZM235 159H234V161H235ZM242 159V158H241ZM17 160V159H16ZM16 160H14V161H16ZM32 160V159H31ZM118 160V159H117ZM130 160V159H129ZM92 161V160H91ZM127 161V160H126ZM125 161V162H126ZM136 161V160H135ZM186 161V160H185ZM190 161V160H189ZM239 161H240V158H239ZM30 162V161H29ZM55 162V161H54ZM187 162V161H186ZM191 162V161H190ZM190 162H188V163H190ZM40 163V162H39ZM42 164L40 165V167L43 165V162H41ZM55 163H57V162H55ZM71 163V162H70ZM81 164H82V161L80 162ZM105 163V162H104ZM114 163V162H113ZM119 163V162H118ZM129 163V162H128ZM170 163V162H169ZM185 163V162H184ZM219 163H221V162H219ZM232 163V162H231ZM234 163V162H233ZM232 163V164H233ZM236 163H237V161H236ZM239 163V162H238ZM32 164V163H31ZM33 164H34V162H33ZM45 164H47V163H45ZM54 164V163H53ZM63 164V163H62ZM62 164H60L61 166H62ZM68 164V163H67ZM89 164V163H88ZM207 164V163H206ZM228 164V163H227ZM242 164V163H241ZM29 165V164H28ZM50 165H51V163H50ZM49 165V166H50ZM55 165V164H54ZM59 165V166H60ZM98 165V164H97ZM99 165H103V164H99ZM112 165V164H111ZM117 165V164H116ZM119 165V164H118ZM124 165V164H123ZM129 165V164H128ZM131 165V164H130ZM168 165V164H167ZM174 165V164H173ZM175 165H177V162H176V164ZM185 165L187 166V164L185 163ZM189 165V164H188ZM193 165V163L191 164V166ZM213 165V164H212ZM231 165V164H230ZM237 165V164H236ZM235 165V163H234V165L233 166H236ZM240 165V164H239ZM37 166V165H36ZM35 166V167H36ZM60 166V167H61ZM104 166V165H103ZM106 166V165H105ZM104 166V167H105ZM122 166V165H121ZM146 166V165H145ZM171 166V165H170ZM179 166V165H178ZM207 166V165H206ZM219 166V165H218ZM226 166V165H225ZM232 166V167H233ZM238 166V165H237ZM260 166V165H259ZM4 167H6V168H9V170L8 169H6V168H4ZM29 167V166H28ZM44 166H42V168H43ZM45 167H48V166H46L45 165ZM44 167V168H45ZM97 167H100V166H97ZM147 167H149V166H147ZM156 167V166H155ZM208 167V166H207ZM215 167H217V166H215ZM222 167V166H221ZM56 168V167H55ZM55 168H53V169H55ZM79 168V167H78ZM102 167H100V169H101ZM114 168H116V167H114ZM121 168V167H120ZM150 168V167H149ZM161 168V167H160ZM171 168V167H170ZM224 168V167H223ZM223 168H221L222 169V171H223ZM228 168V167H227ZM41 169V168H40ZM59 169V168H58ZM62 169V168H61ZM65 169V168H64ZM64 169H62V171L64 170ZM98 169V168H97ZM99 169V171H101L102 170V172L101 173H103V175L106 177L107 175H105L106 173H108V172H106V170H104L103 171V169H101L100 170ZM118 169H119V167H118ZM122 169V168H121ZM171 169H173V167L171 168ZM178 169H180V168H178ZM189 169V168H188ZM193 169V168H192ZM209 169H210V167H209ZM35 170H37L38 171V167H36V169ZM46 170V169H45ZM74 170V169H73ZM120 170V169H119ZM125 170V169H124ZM124 170H122V173H123V171ZM127 170V169H126ZM156 170V169H155ZM166 170V169H165ZM246 170V169H245ZM12 171V172H11ZM67 170L65 169V172H66ZM86 172L85 173H87V171L88 170H85ZM261 171V170H260ZM31 172H33V171H31ZM34 172H36V171H34ZM49 172H50V170H49ZM79 172V171H78ZM128 172V171H127ZM148 172V171H147ZM235 172V171H234ZM246 172V171H245ZM255 172V171H254ZM44 173H45V171H44ZM53 173H55V170L53 171ZM59 173V172H58ZM57 173V174H58ZM61 173V172H60ZM92 173H93V171H92ZM125 173V172H124ZM236 173V172H235ZM249 173V172H248ZM256 173V172H255ZM16 177L15 179H17V181L18 182H16L15 183V181H14V176ZM46 174V173H45ZM119 174V173H118ZM166 174V173H165ZM172 174V173H171ZM38 175V174H37ZM54 175H56V174H54ZM62 175V174H61ZM68 175V174H67ZM73 175V174H72ZM75 175V174H74ZM88 175V174H87ZM94 175V174H93ZM100 174H99V172H98V176H99ZM102 175V174H101ZM135 175V174H134ZM141 175V174H140ZM143 175V174H142ZM161 175H162V173H161ZM191 176H193L192 174H190ZM199 175V174H198ZM254 175V174H253ZM47 176H49V174L48 175H46V177L45 178H47ZM69 176V175H68ZM89 176V175H88ZM128 176V175H127ZM163 176V175H162ZM166 176V175H165ZM173 176H174V174H173ZM230 176V175H229ZM43 177V176H42ZM50 178H52V176H49ZM58 177H59V179H60V177L61 176H59V175H57V179H58ZM92 177V176H91ZM94 177H96V176H94ZM103 177V176H102ZM125 177V176H124ZM205 177V176H204ZM225 177V176H224ZM235 177H237L236 175H235ZM255 177V176H254ZM39 178V177H38ZM44 178V179H45ZM54 178V177H53ZM116 178V177H115ZM126 178V177H125ZM212 178V177H211ZM230 178V177H229ZM233 178V177H232ZM73 179H74V181L73 182H71V184H73V186H71L70 188H69V186H68V189L66 188V189H64V188H62V189H64V190H61L60 192H59V195H61L63 198H64V202H63V200L61 201V202H63L62 204H60L61 205V209H63V211L62 212H64V213H66L67 214V216H68V218L69 219H72V218H75L76 216H78L81 220H82V226L79 228V229H76V230H73V231H71L69 234H68V236H66V241H68V244L67 245H64V249L63 248H61V249H63L64 251H65V253H66V258L68 259L67 261H66V264H153V260L152 259H155V260H157V261H160L161 262V264H188L189 262L191 263V264H200V262H196L195 261V259L194 258H192V256H191V252H189V251H187V253L188 254H184V255H181V254H183L182 253V249L184 248H186V241H184L185 240V235H186V233H185V230H183V228L179 225V222H178V224H177V228H176V230H175V237L173 238V236L171 237V239H169V238H167V236H163V235H159V236H157V237H155V238H153L152 240H150L149 241V243L146 245V251H147V253H146V255H144L143 253V251H141V253L138 251V245H140V243H143L144 242V238L142 237V235L141 234H138V233H136V231H137V229L134 227V226H130V223H128L127 221V223L126 222H122L123 224L124 223H126V225H122V226H124V229H122L121 227H120V229L122 230V231H128L127 232V234L129 235L128 237H130L131 238V240L133 241V242H135V243H129L128 241H119V239H117V238H119L118 236H117V232H119V229H117V227H118V223H119V221H118V215L120 214L121 215V213L124 211L125 212V209L123 210V208H122V204H121V200H120V197L118 196V193H117V190L116 191H112V190H108V188H107V190L108 191H101V192H99L98 190H97V192L95 191H91V192H85V193H81L82 192V190L84 191V190H86V189H91V187H93V184L95 183V181L94 180H91V178H87V176H85V175H82V173H77L76 174V176H73ZM119 179V178H118ZM124 179V178H123ZM122 179V180H123ZM173 179H175L174 177H173ZM203 179H206V178H203ZM221 179V178H220ZM53 180V179H52ZM61 180V179H60ZM63 180V179H62ZM165 180V179H164ZM214 180V179H213ZM212 180V181H213ZM233 180V179H232ZM232 180H231V182H232ZM241 180V179H240ZM262 180H264V179H262ZM129 181V180H128ZM127 181V182H128ZM132 181V180H131ZM131 181H129L131 184H132V182ZM58 182H59V180H58ZM68 182V181H67ZM120 182V181H119ZM185 182V181H184ZM218 182V181H217ZM114 183V182H113ZM140 184H141V182H139ZM139 183H137V186H138V188H139ZM152 183V182H151ZM207 183V182H206ZM52 184H54V183H52ZM66 184V183H65ZM70 184V183H69ZM97 184V183H96ZM99 184V183H98ZM126 184V186L124 187V190L127 192L126 193V195L127 196H125V198L127 197H130L131 195L129 194V189L131 190V188H130V186L129 185H131V184H127V183H125ZM166 184V183H165ZM170 184V183H169ZM168 184V185H169ZM172 188H174V189H178L179 188V183L178 182H172ZM214 184H215V182H214ZM213 184V185H214ZM18 185V184H17ZM39 185V184H38ZM38 185H37V187H38ZM109 185V184H108ZM108 185H106V186H108ZM133 185H135L136 186V184L134 183ZM133 185H132V188H134L133 187ZM143 185V184H142ZM142 185H141V187H142ZM24 186V185H23ZM22 186V187H23ZM44 186H46V185H44ZM43 186V187H44ZM48 186V185H47ZM46 186V187H47ZM53 186H55V185H53ZM137 186L135 187V188H137ZM30 187V186H29ZM27 188V189H30L31 190V188L32 187H30V188ZM50 187V186H49ZM49 187L47 188L48 190H49ZM65 187H66V185H65ZM95 187V186H94ZM96 187H98V186H96ZM122 187V186H121ZM140 187V188H141ZM167 187V186H166ZM165 187V188H166ZM264 187V186H263ZM25 189H26V187H24ZM53 188V187H52ZM58 188V187H57ZM112 188V187H111ZM117 188V187H116ZM115 188V189H116ZM126 188V189H125ZM134 188V189H135ZM137 188V189H138ZM140 188H139V190H140ZM157 188V187H156ZM219 188V187H218ZM15 189V190H14ZM26 189V190H27ZM43 189H45V188H43ZM54 189V188H53ZM56 189V188H55ZM97 189H99V188H97ZM114 189V188H113ZM146 189V188H145ZM161 189V188H160ZM169 189V188H168ZM215 189H216V187H215ZM223 189V188H222ZM263 189V188H262ZM19 190H20V188H19ZM41 190V189H40ZM60 190V189H59ZM106 190V189H105ZM214 190V189H213ZM221 190V189H220ZM226 190V189H225ZM228 190V189H227ZM32 191V190H31ZM39 191V190H38ZM38 191L36 192L35 191V193H32V194H36L37 195V193H38ZM42 191V190H41ZM45 191H46V189H45ZM44 190H43V193L45 192ZM53 191V190H52ZM143 191H145V190H143ZM170 191H171V189H170ZM203 191V190H202ZM217 191V190H216ZM263 191H264V189H263ZM262 191V192H263ZM56 192H58V191H56ZM120 192V191H119ZM146 192V191H145ZM158 192V191H157ZM212 192V191H211ZM228 192V194H231L232 195V193H229V191H227ZM238 192V191H237ZM27 193H28V190H27ZM41 193V192H40ZM43 193H41V194H43ZM47 193V192H46ZM54 193V192H53ZM90 193H92V194H90ZM122 193V192H121ZM146 193H148V192H146ZM172 193V192H171ZM173 193H174V191H173ZM194 193V192H193ZM45 194V193H44ZM50 194L51 193H49V198H50ZM131 194H132V192H131ZM140 194H143V193H140ZM145 194V193H144ZM40 195V194H39ZM57 195V194H56ZM120 195V194H119ZM130 195V196H129ZM136 195H137V193H136ZM200 195H202V192H201V194ZM222 195H225V193L224 194H222ZM258 195V194H257ZM54 196V195H53ZM133 196H134V194H133ZM142 196V195H141ZM146 196V195H145ZM145 196H142V197H145ZM184 196V195H183ZM228 196V195H227ZM34 197V196H33ZM38 197V196H37ZM57 197V196H56ZM210 197H211V194H210ZM236 197V196H235ZM43 198V197H42ZM45 198V197H44ZM53 198V197H52ZM122 198V197H121ZM126 198V199H127ZM136 198V197H135ZM140 198V197H139ZM199 198V197H198ZM212 198H214V197H212ZM259 198H261L260 196H259ZM264 198V197H263ZM54 199V198H53ZM141 199V198H140ZM256 199V198H255ZM127 200H132V198L130 199H127ZM135 200H137V199H135ZM134 200V201H135ZM204 200H206V199H204ZM210 200H212V199H210ZM222 200H224V199H222ZM52 201V200H51ZM170 201V200H169ZM188 201H189V199H188ZM187 201V202H188ZM192 201V200H191ZM194 201V200H193ZM192 201V202H193ZM196 201V200H195ZM213 201V200H212ZM216 201V200H215ZM217 201H219V200H217ZM260 201V200H259ZM38 202H40V200H38ZM37 202V203H38ZM59 202V201H58ZM131 202V201H130ZM138 202H140L139 204H141V201H138ZM166 202V201H165ZM178 202L179 201H177L176 203L178 204ZM185 202H186V200H185ZM190 202V201H189ZM202 202V201H201ZM225 202V201H224ZM30 203V204H29ZM36 203V202H35ZM36 203V204H37ZM41 203H42V201L40 202V205H41ZM132 203V202H131ZM135 203H137V202H135ZM145 203H147L146 201H145ZM144 203V204H145ZM219 203V202H218ZM230 203V202H229ZM260 203V202H259ZM52 204V203H51ZM58 204V205H59ZM188 204H191V203H188ZM196 203L194 202V205H195ZM200 204V203H199ZM235 204V203H234ZM59 205V206H60ZM136 205V204H135ZM181 205H184V204H181ZM261 205V204H260ZM21 206V207H20ZM38 206V205H37ZM46 206V205H45ZM123 206H124V204H123ZM127 206H129V205H127ZM145 206V205H144ZM143 206V207H144ZM176 206H178V205H176ZM185 206V205H184ZM200 206V205H199ZM173 207V206H172ZM259 207V206H258ZM33 208V207H32ZM38 208H39V206H38ZM48 208V207H47ZM142 208V207H141ZM200 207H198V208H196V209H199ZM227 208V207H226ZM260 208H261V206H260ZM260 208H255V213L251 216V219H253V220H255L259 225L258 226H261V227H259V231H258V233L257 234H252V233H250L249 231H247L248 229H246V230H244V229H239L238 227H237V225H236V223H233V221H234V217L236 216L235 214H234V211L235 210H230V212H233V213H228V212H224V213H220V218H221V221H219V222H217V224L215 225L216 227L214 228V230L213 231H210L205 225H204V223H203V219H198V220H195L193 223H191L190 224V227H189V230L193 233L191 236L192 237H196V238H198V240H201L203 237H204V239H208V241L209 240H211L212 242H214V244H215V247L217 248V249H219V247H221L222 249H224L225 250V252H226V256H227V262H232V263H230V264H235V263H233L234 261H233V259H235L236 258V256H246L245 257V259L243 260L244 261V264H251V262H252V260H254V259H257L258 261H260V263H261V260H262V257L264 256V209H263V207H262V209H260ZM33 209H35V208H33ZM49 209V208H48ZM56 208H54L53 210H55ZM59 209V208H58ZM96 209H98L97 211H96ZM129 209V208H128ZM161 209V208H160ZM159 209V210H160ZM52 209H50L49 210V212L51 211ZM127 210V209H126ZM131 210V209H130ZM140 210V209H139ZM165 210V212L163 213V215L165 216V218L169 215V211H167V213H166V210L167 209H164ZM229 210V209H228ZM45 211H46V209H45ZM138 211V210H137ZM199 211V210H198ZM201 211V210H200ZM236 211H238V210H236ZM172 212V211H171ZM43 213V212H42ZM55 213V212H54ZM173 213H175V212H173ZM192 213V212H191ZM203 213V212H202ZM22 214V215H21ZM29 214V213H28ZM32 214V213H31ZM170 214H172V213H170ZM176 214V213H175ZM1 215H3V213L1 214ZM43 215V214H42ZM56 215H57V213H56ZM147 215V214H146ZM122 216V215H121ZM125 216V215H124ZM123 216V218H125ZM40 216H38V217H34L35 219H37V218H39ZM62 217V216H61ZM243 217V216H242ZM121 218V217H120ZM127 218V217H126ZM125 218V219H126ZM244 218V217H243ZM24 219V218H23ZM46 219V218H45ZM122 219V218H121ZM124 219V220H125ZM139 219V218H138ZM142 219V218H141ZM207 219H209V218H207ZM26 220V219H25ZM50 220V219H49ZM68 220V219H67ZM128 220V219H127ZM155 220V219H154ZM166 220L169 222L168 224H169V226H174L175 225V223L173 222V221H175V220H171V216H169L168 217V219L166 218ZM239 220V219H238ZM241 220V219H240ZM253 220H250V221H253ZM36 221H38V220H36ZM42 221V220H41ZM46 221V220H45ZM142 221V220H141ZM206 221V220H205ZM254 221V222H255ZM19 222V221H18ZM29 222V221H28ZM58 222V221H57ZM131 222V221H130ZM153 222V221H152ZM241 222H242V220H241ZM52 223V222H51ZM84 223H87V224H84ZM252 223V222H251ZM46 224V223H45ZM48 224V223H47ZM167 224V225H168ZM248 224V223H247ZM22 225V224H21ZM26 225V224H25ZM36 225H39V224H36ZM242 225H244V222H243V224ZM35 226V225H34ZM189 226V225H188ZM211 226V225H210ZM38 227H40V225L38 226ZM57 227H59V225L57 226ZM163 227H164V225H163ZM242 227V226H241ZM245 227V226H244ZM247 227V226H246ZM249 227V226H248ZM20 228V227H19ZM25 228H27V227H25ZM76 228V227H75ZM75 228H73V229H75ZM119 228V227H118ZM35 229H37V230H39L38 228H36L35 227ZM54 229V228H53ZM60 229V228H59ZM143 229V228H142ZM146 229V228H145ZM150 229V228H149ZM149 229H148V231H149ZM162 229V228H161ZM25 230V229H24ZM62 230V229H61ZM70 230V229H69ZM166 230V229H165ZM34 231V230H33ZM32 231V232H33ZM44 231V230H43ZM57 231V230H56ZM126 231H125V233H126ZM166 231H168V230H166ZM35 232V231H34ZM155 232H157V231H155ZM38 233V232H37ZM45 234V233H44ZM61 234V233H60ZM65 234V233H64ZM67 234V233H66ZM109 234V235H108ZM126 234V235H127ZM147 234V233H146ZM62 235V234H61ZM145 235V234H144ZM11 237L10 239L8 238V237ZM21 236H23V235H21ZM32 236V235H31ZM65 236V235H64ZM184 236V237H183ZM24 238V237H23ZM28 238V237H27ZM52 238H53V236H52ZM54 238H56V237H54ZM59 238V237H58ZM147 238V237H146ZM195 238V239H196ZM36 239V238H35ZM49 239V238H48ZM63 238H61V240H62ZM107 239H110L111 240V244H107ZM40 240V239H39ZM64 240V239H63ZM190 240V239H189ZM188 240V241H189ZM192 240V239H191ZM193 241V240H192ZM12 242V243H11ZM19 242H20V240H19ZM45 242V241H44ZM58 242H60V239L58 240ZM57 242V243H58ZM186 242V243H185ZM204 242V241H203ZM29 243V242H28ZM43 243V242H42ZM53 243H54V241H53ZM61 243H62V241H61ZM20 244H23V243H20ZM39 244V243H38ZM56 244V243H55ZM199 244V243H198ZM12 245H15V244H12ZM48 245V244H47ZM50 245V244H49ZM61 245V244H60ZM144 245V244H143ZM191 245H193V244H191ZM54 246V245H53ZM202 246H203V244H202ZM202 246H200L199 248H202ZM206 246V249L204 250V249H201V250H197V252H198V254L203 258H205V254H203V252H205L206 253V251L208 250V252L210 251L208 248L210 247V246H208V245H205ZM204 246V247H205ZM55 247H56V245H55ZM54 247V248H55ZM168 247L169 248H171L172 250V252H174V253H177L176 254V256L174 255V254H172V252L170 253V252H166V251H164L165 249H168ZM49 248V247H48ZM51 248H52V246H51ZM58 248V247H57ZM199 248H197V249H199ZM59 249V248H58ZM140 249V248H139ZM216 249V250H217ZM24 250V249H23ZM40 250V249H39ZM38 250V251H39ZM47 250V249H46ZM49 250H50V248H49ZM60 250V249H59ZM214 250H215V248H214ZM220 250V249H219ZM234 250V251H233ZM15 251V250H14ZM29 251V250H28ZM193 251V250H192ZM218 251V250H217ZM10 252V253H9ZM50 252H51V250H50ZM53 252V251H52ZM143 252V253H142ZM164 252V253H163ZM193 252H195V251H193ZM213 252H215V251H213ZM47 253V252H46ZM218 253V252H217ZM55 254V253H54ZM60 254V253H59ZM209 254V253H208ZM213 254V253H212ZM219 254V253H218ZM174 255V256H173ZM211 255V254H210ZM217 254H216V252H215V256H216ZM7 256V257H6ZM36 256H38V255H34V257H36ZM60 256V258H61V255H59ZM213 256V255H212ZM21 257V256H20ZM49 257V256H48ZM167 257H170V259H172V257H173V263H170L171 261H169V262H166V261H164ZM210 257V256H209ZM19 258V257H18ZM33 257H31V259H32ZM42 258V257H41ZM175 258V259H174ZM213 258V257H212ZM215 258V257H214ZM61 259H63V258H61ZM206 259V258H205ZM210 259L211 258H209V261H210ZM223 259V258H222ZM241 259V258H240ZM243 259V258H242ZM23 260H24V258H23ZM28 260V259H27ZM32 260H34V259H32ZM38 260V259H37ZM53 260V259H52ZM8 261V262H7ZM57 261V260H56ZM62 261V260H61ZM195 261V262H194ZM226 261V260H225ZM43 262V261H42ZM59 262V261H58ZM44 263V262H43ZM29 264V263H28ZM35 264V263H34ZM217 264V263H216ZM223 264V263H222Z\"/></svg>",
    "mask_w": 264,
    "mask_h": 264
},
{
    "label": "crops",
    "instance_id": "3",
    "mask_svg": "<svg viewBox=\"0 0 264 264\" xmlns=\"http://www.w3.org/2000/svg\"><path fill=\"white\" fill-rule=\"evenodd\" d=\"M131 4L138 16L161 11L166 17L184 19L191 28H209L213 23L237 42L242 55L264 45V0H201L197 10H188L187 0H133Z\"/></svg>",
    "mask_w": 264,
    "mask_h": 264
},
{
    "label": "built area",
    "instance_id": "4",
    "mask_svg": "<svg viewBox=\"0 0 264 264\" xmlns=\"http://www.w3.org/2000/svg\"><path fill=\"white\" fill-rule=\"evenodd\" d=\"M200 4H201V0H187V6L188 8H190L191 10H197L199 9L200 7ZM222 38V37H221ZM229 38V36H227V39ZM232 45L230 46L231 48H234V52H235V55H234V58L232 60V63H231V66L234 67V72L237 71L238 73V80L239 82L244 85V84H247L249 85L252 81H254L255 79H257L258 81H260V84H264V45L262 46H259L260 48L262 47L263 48V52H262V56L260 57V68H258V70H252L248 75H245L243 73H241L242 70L240 69H248L247 66H245L244 64H239L240 62V57L237 56V50L236 48H238V45L233 41H231ZM247 52V51H246ZM231 53H233L231 51ZM242 56V55H240ZM255 57H253L252 59H254ZM236 66V68H235Z\"/></svg>",
    "mask_w": 264,
    "mask_h": 264
}]
</instances>
